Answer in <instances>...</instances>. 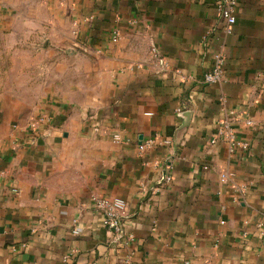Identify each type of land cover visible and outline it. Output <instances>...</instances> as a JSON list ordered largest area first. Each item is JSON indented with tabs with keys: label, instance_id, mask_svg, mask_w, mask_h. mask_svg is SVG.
<instances>
[{
	"label": "crops",
	"instance_id": "obj_1",
	"mask_svg": "<svg viewBox=\"0 0 264 264\" xmlns=\"http://www.w3.org/2000/svg\"><path fill=\"white\" fill-rule=\"evenodd\" d=\"M218 1L0 0V264H264V0Z\"/></svg>",
	"mask_w": 264,
	"mask_h": 264
},
{
	"label": "built area",
	"instance_id": "obj_2",
	"mask_svg": "<svg viewBox=\"0 0 264 264\" xmlns=\"http://www.w3.org/2000/svg\"><path fill=\"white\" fill-rule=\"evenodd\" d=\"M239 3L238 0H220L217 2L218 15L223 20L224 23V31L227 34H231L233 32L234 26L237 22V9ZM121 33L119 31H115L113 33V41L117 42L120 39ZM154 55L156 56V49H152ZM225 56L222 52L217 53L214 56V63L212 66V70L207 72L202 80L204 85H213L222 83L225 81ZM50 118L47 116H40L32 119L28 126L24 129L20 127V125H14V129L20 130L21 132H27L29 134V138L25 140V143L32 144L40 137H47L48 132L47 127L49 128ZM231 119H225L220 123V134L222 136H226L231 142H236L235 136L231 133ZM251 124V122H248ZM120 138L117 136L116 141H119ZM151 142H147L145 146L148 147L151 145ZM215 142V140L213 141ZM243 149L247 147L246 144H238ZM169 179V178H168ZM91 202L94 207L100 211L104 216V225L108 229L114 231L119 234L123 232V222L127 217V209L128 204L124 199L116 198V197H108L105 195L99 194H91L90 196ZM76 235L79 234L78 230H74ZM64 264H73V259L71 255H67L64 259Z\"/></svg>",
	"mask_w": 264,
	"mask_h": 264
}]
</instances>
